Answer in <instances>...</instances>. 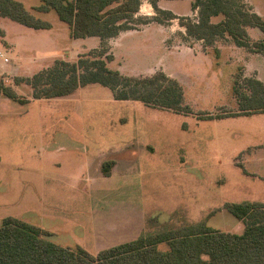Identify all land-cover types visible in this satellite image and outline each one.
<instances>
[{
    "label": "rangeland",
    "instance_id": "1",
    "mask_svg": "<svg viewBox=\"0 0 264 264\" xmlns=\"http://www.w3.org/2000/svg\"><path fill=\"white\" fill-rule=\"evenodd\" d=\"M18 1L30 11L41 3ZM142 1L138 17L147 15L150 0ZM164 1L176 6L178 16L195 18L188 3ZM32 13L50 22L51 32L57 33L56 53L60 56L55 60L69 62L64 50L90 42V38L72 39L55 12ZM166 25L169 36L161 46L170 52L162 50L158 33L150 29L126 39L134 42L119 52L124 61L119 58L118 62L129 76L144 77L138 74L160 66L168 77L173 74L183 90V106L191 112L175 113L140 102L117 103L112 91L99 84L86 85L78 101H42L20 107L10 100L12 107L0 111V226L4 218L14 217L46 230L50 233L46 239L57 245L80 247L93 255L120 244L106 242L103 232L115 231L133 218L135 224L143 215L145 226L136 230L134 239L165 226L196 222L224 232L243 231V221L225 210L224 204L264 203V113L227 114L239 111L234 84L248 93L246 78L264 80V48L237 47L228 38L207 47L201 41L183 39L177 20ZM0 27L6 40L18 46L10 51L0 39V81L10 85L15 77H32L37 68L26 67L17 75L7 74V69L17 67L18 60L23 63L20 59L26 51L19 44L24 38L36 34L44 39L49 36L47 30L1 16ZM249 37L253 43L264 44V33L257 28ZM194 44L204 48L205 58L178 53ZM19 86V92L30 93L24 83ZM36 113L39 118L33 117ZM204 114L224 116L204 119ZM137 141L151 144L154 153L125 151L122 158L131 163L127 166L131 181L110 190L100 188L104 195L99 198L82 194L86 183L75 184L71 178L83 169L86 148L92 157L99 147L108 150L111 145L117 148ZM159 249L166 250L167 245L160 244Z\"/></svg>",
    "mask_w": 264,
    "mask_h": 264
},
{
    "label": "trees",
    "instance_id": "2",
    "mask_svg": "<svg viewBox=\"0 0 264 264\" xmlns=\"http://www.w3.org/2000/svg\"><path fill=\"white\" fill-rule=\"evenodd\" d=\"M32 8L39 13L55 12L69 28L72 39L97 37L100 46L78 56L76 62L55 60L52 67L32 77H15L32 89L33 99L62 98L89 84L107 87L119 101H139L146 106L168 109L175 113H189L183 106L181 85L163 72L136 77L112 70L107 63L113 60L108 41L119 33L136 30L139 25H166L177 20L185 31L183 39L201 41L213 46L217 39L228 38L237 47L264 48L262 42L253 43L248 27L264 33V19L248 7L245 0H191L195 18L176 16L162 10L157 0H150L153 16L138 17L142 0H40ZM0 16L26 27L48 30L52 24L36 17L18 0H0ZM220 17L218 21L215 18ZM4 31L0 28V38ZM248 93L233 85L239 111L227 114L264 113V84L256 78H246ZM20 104L28 100L16 93L11 85L0 81V97ZM224 115L204 114L211 119ZM113 161L102 163L104 176L110 175ZM224 209L243 221L241 233L224 232L205 222L165 226L145 232L136 239L100 250L95 255L77 247H62L48 239L50 233L40 227L14 217H6L0 226V264H264V203L243 201L226 203ZM151 221L156 222L155 218ZM166 244L167 249H159Z\"/></svg>",
    "mask_w": 264,
    "mask_h": 264
},
{
    "label": "crops",
    "instance_id": "3",
    "mask_svg": "<svg viewBox=\"0 0 264 264\" xmlns=\"http://www.w3.org/2000/svg\"><path fill=\"white\" fill-rule=\"evenodd\" d=\"M173 1V0H172ZM180 2L177 3H188L189 7H190V11H191V0H178ZM245 2L247 3V5H249V7L251 8V10L253 12H255L256 14H258L259 16H261L264 19V12H263V8H264V0H245ZM143 5V1L142 4L140 6V10L142 8ZM38 6V5H34L31 6V8ZM157 6L162 9V10H168L171 11L173 14H175L176 16H178L177 12L175 11V7L176 6H172L170 4H166L164 0H157ZM147 15L146 16H153L154 15V11L153 8L151 7L150 1L148 2V6H147ZM29 10V9H28ZM32 10V9H31ZM139 10V12H140ZM33 11V10H32ZM31 11V12H32ZM35 12V11H34ZM138 15V14H137ZM37 17V16H36ZM175 21V20H172ZM172 21H170V23H172ZM53 27V26H52ZM180 27V26H179ZM1 28V27H0ZM2 29V28H1ZM52 29V28H51ZM51 29H48V37L45 36L44 39L43 38H38L35 35L36 34H32L31 37L29 38H24V41L21 42V44H19V48L22 47L25 51H26V56L20 60H23V63H21L22 61L18 60V66H12L11 68H6L7 69V74L9 75H17V72H22V71H26V67H32V68H37V72L41 71L43 69H46L47 66L49 65L50 62H52L53 60L57 59L60 55H58V53H56V50H58L59 48L56 45V39L58 38L57 33L55 34L54 32H51ZM150 29H154L158 35H159V45L161 46L162 43H164V40L167 39V37L169 36V28L167 25H161L158 23H149L145 26H143L142 28L136 29V30H128V31H123L121 33H119V35H117L114 38H111L108 41L109 44V48H110V53L113 56V60L109 63H107V66L110 68L111 64H117L116 68H110L113 70H118L120 71L122 74L126 75L125 72H123V70L121 69V64L124 61V57H119V52H123L127 50V46L130 44L132 45V42H127L126 39L132 38L138 34L144 33L145 30H150ZM256 29V28H255ZM4 31V36L1 39V42L4 44V46H9V50L10 51H14L18 48L17 43H15V41L13 40H6V32L4 29H2ZM44 30V29H42ZM254 28L252 27H248L247 28V32L250 35L251 31H253ZM181 35H183L185 33L184 29L182 27H180L179 29ZM90 38V42L88 44H82L80 47L77 48H73L70 51L68 50H64L65 54L69 55V62H74L75 58L78 59V56L80 54H84L89 52L90 50L93 49H97L100 46V39L97 37H87V39ZM84 39V38H83ZM37 40L40 41V43L37 42ZM75 40H80V39H75ZM163 46V45H162ZM162 50H166L167 52L169 51L168 47H162ZM204 49V48H203ZM202 48H200V46H197L196 44L192 46H184L181 50L184 51L182 54L180 52H178L180 55H183L184 57L188 56L185 54H189L191 53V56L189 55V57H193V58H200V57H204L206 56V52L204 53ZM118 52V54H117ZM75 57V58H74ZM121 59V63H119L118 59ZM65 60V59H64ZM67 61V60H66ZM21 63V64H20ZM20 64V65H19ZM161 70V72H164L163 68L160 66L159 68H153V69H149L145 72L139 73L138 75L144 74V75H152L154 73H156V70ZM36 71L33 73L35 74ZM171 78H174L173 74H170ZM20 77H31L30 75H26V76H20ZM175 79V78H174ZM180 80V79H179ZM259 80V79H258ZM260 81L264 84V80L260 79ZM12 85V87H14V90L17 91L16 93L18 95H22L23 97H25L28 102L26 104H20V107L22 106H26V105H30L32 103H39L42 101H46V102H51V101H56V100H65V101H78L79 97H80V91L82 89H84L86 86L84 87H80L78 88L73 94L66 96V97H62V98H51V99H33L32 98V89L29 85L25 84L26 89H28L30 87V93L28 94H23L21 93V91L19 92L17 89L20 88L21 86L16 85L14 86V84H10ZM113 96V93H112ZM113 100L117 103H135V102H139V101H119L116 100L113 96ZM10 99L1 96L0 97V111L1 110H9V108H11V104H9ZM16 102V101H14ZM141 103V102H140ZM143 104V103H141ZM2 111V112H4ZM1 114V113H0ZM20 115V114H19ZM37 113L34 114V118H37ZM40 117V114L38 115V118ZM125 151H136V152H141V153H145V152H151L154 153V148L153 146H151V144L148 143H142L140 144L138 141L131 144V145H126L123 147L118 146L117 148L114 147V145H111V147L108 150H103L102 148H97L95 151V154L93 153V156L91 157L89 152H88V148H86V161H84V164L82 165L83 169L80 172H75L73 175V177L71 178L73 180V182L76 183H86V186L84 187V189L82 190V194L85 195L88 199L89 198H99L102 197V195L100 193V188H105L106 190H110L111 188H115V187H120L121 183L124 184L125 182L131 181V175H129L127 173V166H129V164L124 158H122L124 156ZM130 156V155H129ZM133 158L130 156V159ZM105 161H113V167L110 169V175L109 176H104L102 174L101 171V166L102 163ZM130 177V178H128ZM136 182L133 181V183ZM94 184V185H91ZM92 189V190H90ZM134 221V218H133ZM133 221L131 220L128 224H123V226H119L118 229H111L110 230H115V231H108V232H103L104 237L106 238V242H110L112 243H123L126 241H130L133 240L136 236V230H143L144 226H145V215L141 216V218L139 220H137V222L135 224H132ZM100 244V243H99ZM101 246H106V244H101ZM109 248V247H107ZM106 249V248H104ZM103 250V249H101ZM99 252V251H98Z\"/></svg>",
    "mask_w": 264,
    "mask_h": 264
},
{
    "label": "built area",
    "instance_id": "4",
    "mask_svg": "<svg viewBox=\"0 0 264 264\" xmlns=\"http://www.w3.org/2000/svg\"><path fill=\"white\" fill-rule=\"evenodd\" d=\"M3 54H1V56H2ZM6 61H7V59H6Z\"/></svg>",
    "mask_w": 264,
    "mask_h": 264
}]
</instances>
